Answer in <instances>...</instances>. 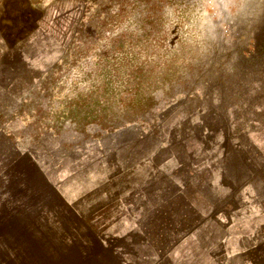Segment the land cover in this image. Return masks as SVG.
<instances>
[{
	"label": "rangeland",
	"instance_id": "1",
	"mask_svg": "<svg viewBox=\"0 0 264 264\" xmlns=\"http://www.w3.org/2000/svg\"><path fill=\"white\" fill-rule=\"evenodd\" d=\"M104 152L264 193V0H0V264L67 262L93 235L45 175Z\"/></svg>",
	"mask_w": 264,
	"mask_h": 264
},
{
	"label": "crops",
	"instance_id": "2",
	"mask_svg": "<svg viewBox=\"0 0 264 264\" xmlns=\"http://www.w3.org/2000/svg\"><path fill=\"white\" fill-rule=\"evenodd\" d=\"M151 159L149 171L142 156L104 152L90 157L85 172L45 175L77 215V227L87 223L93 233L86 228L90 237L72 239L76 253L60 264H264V193L253 174H215L214 182L192 192L188 181L159 172ZM159 177L166 178V188ZM68 184L84 187L69 196ZM160 215L166 247L151 234Z\"/></svg>",
	"mask_w": 264,
	"mask_h": 264
},
{
	"label": "trees",
	"instance_id": "3",
	"mask_svg": "<svg viewBox=\"0 0 264 264\" xmlns=\"http://www.w3.org/2000/svg\"><path fill=\"white\" fill-rule=\"evenodd\" d=\"M135 118H132V117H128V116H126V117H124L123 118V121L121 122V123H125V122H127V121H133ZM112 125H114V124H112Z\"/></svg>",
	"mask_w": 264,
	"mask_h": 264
}]
</instances>
